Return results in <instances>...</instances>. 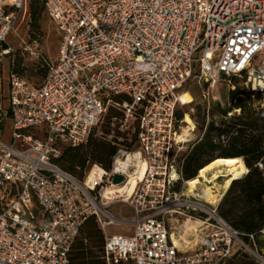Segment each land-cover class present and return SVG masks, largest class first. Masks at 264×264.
Returning a JSON list of instances; mask_svg holds the SVG:
<instances>
[{
	"label": "built area",
	"instance_id": "2783aa9c",
	"mask_svg": "<svg viewBox=\"0 0 264 264\" xmlns=\"http://www.w3.org/2000/svg\"><path fill=\"white\" fill-rule=\"evenodd\" d=\"M43 1L61 44L39 86L9 72L13 133L9 143L0 139V264H70L91 216L105 234L106 264H227L244 254L264 264V226L256 234L233 227L219 212L227 190L216 203L188 194L182 170L210 122L216 145L254 132L264 150V124L248 123L264 114V0ZM26 3L0 0V45ZM24 50L39 57L31 43ZM195 77L201 120L211 93L226 120H204L199 134L190 113L177 117L182 88ZM109 106L122 111L112 118L119 134L107 135L117 145L111 166L93 164L80 179L60 166L63 148L87 143ZM257 166L264 169V158ZM118 174L125 179L115 184ZM120 202L131 219L113 212ZM129 225L130 234L108 232Z\"/></svg>",
	"mask_w": 264,
	"mask_h": 264
},
{
	"label": "trees",
	"instance_id": "16d2710c",
	"mask_svg": "<svg viewBox=\"0 0 264 264\" xmlns=\"http://www.w3.org/2000/svg\"><path fill=\"white\" fill-rule=\"evenodd\" d=\"M29 10L31 30H39L43 13L46 12L44 1L30 0ZM8 47L9 46L6 43L0 45V55H2L3 50ZM3 55L11 57L10 70L13 69L17 74L25 77L24 73L27 69L21 56L16 54L11 55V52ZM38 58L40 59V57ZM40 61L42 60L40 59ZM46 64L48 65L49 70V62L46 61ZM47 73L48 71L44 72V78L36 85L30 84L28 79L25 78L27 79L29 86L37 87L44 81ZM196 88L200 89L201 86L197 84ZM182 92L195 93L194 88L189 87V82L183 86ZM114 98L116 100L118 99V97ZM200 109L201 107H199L198 110ZM121 113L122 111L119 109L109 106L107 112L102 118V120L106 118V121L103 124V135H96L94 130L87 143L79 147L65 146L59 160L60 166L80 179L83 178L86 170L93 164H99L104 168L109 169L117 145L106 136L114 129L115 135L117 136L119 134V131L112 126V118ZM184 114L185 111L182 109L179 108L177 110V117L179 119L183 118ZM10 117L8 100L5 109H2L0 106V133L4 131L6 121ZM190 120V117L186 118L187 122ZM259 121H261V123H259ZM188 123L192 124V122ZM248 123L251 128H255L260 124L263 125L264 114L257 116L251 114ZM215 129V123L210 122L204 138L201 141L196 142L194 146L186 152L182 169L183 179L192 180L196 178L199 171L216 158L242 157L249 171L243 177L232 181L220 202L219 212L233 227L247 234H256L264 226V169H260L257 166V162L264 158V150L261 148V138L254 134V132H251L250 135L244 138L235 139L232 142L230 149L218 150V145L213 141ZM225 130V128H218L219 132ZM127 139L128 136L125 135V141H127ZM104 246V231L96 217L91 216L84 223L78 237L76 238L70 253V264H106ZM227 264L258 263L247 255H240L229 259Z\"/></svg>",
	"mask_w": 264,
	"mask_h": 264
},
{
	"label": "rangeland",
	"instance_id": "374dc122",
	"mask_svg": "<svg viewBox=\"0 0 264 264\" xmlns=\"http://www.w3.org/2000/svg\"><path fill=\"white\" fill-rule=\"evenodd\" d=\"M29 1L30 0H27L26 3V14L19 19L15 29L10 33L5 43L9 47H11L12 49L11 55L16 54L22 57L23 62L25 63L27 69L24 75L28 79L30 84L36 85L39 84L44 78V72L48 71V65L46 64V61H48L49 63H53L58 58L59 48L61 44V34L56 24L52 21V19L49 17V15L46 12L43 13V17L40 22V29L34 31L31 30ZM30 43L33 44L34 50L37 51L42 61H40L39 58L34 57L33 55H31L30 53L24 50V47ZM10 58L11 57L3 54L0 55V106L2 107V109H5L8 104V86L10 81V74H9ZM237 80L239 79L235 77L232 78L233 82H236ZM197 84H199L197 77L189 81V87L194 88L195 93L192 94L189 92L192 96V102L186 105H181L180 109L185 111V113H190L192 120L197 119L195 133L199 134V132H201L204 120L217 121L220 124L226 120L220 116L221 110L219 109V107H217L215 100L212 98L214 95L213 93H211V99H210L211 110L209 117L207 118L205 115L204 120H201V109L200 110L198 109L199 107H202L205 104H203L204 102L201 100V90H200L201 88L200 89L196 88ZM222 84H224V80L222 77H220L219 79L220 88ZM253 114L257 116L255 113ZM261 114L262 113H260L259 115ZM188 117L189 116L187 115L186 118ZM192 120L188 122H192ZM105 121L106 118H104L102 122L95 128L96 135H103V129H104L103 124L105 123ZM259 123H261V121H259ZM12 133H13L12 119L8 118L6 121V126L4 131L0 133V139L5 143H9L12 137ZM106 137L108 138V136ZM230 148L231 145L228 144L225 145L220 144L218 146V150H223V149L227 150ZM201 182L204 185L215 187L214 189L217 191L219 189L218 187H216V184L221 186L224 183V179L222 178L220 180L212 181L211 183H205L201 179ZM197 191L200 194H202L203 193L202 186H199V189ZM112 209L115 215L121 220L131 219L133 216L132 208L124 202H120L113 205ZM132 230L133 227L131 225L112 226L108 229V232L130 234ZM261 243L262 245H264L263 238H261Z\"/></svg>",
	"mask_w": 264,
	"mask_h": 264
},
{
	"label": "bare ground",
	"instance_id": "6f19581e",
	"mask_svg": "<svg viewBox=\"0 0 264 264\" xmlns=\"http://www.w3.org/2000/svg\"><path fill=\"white\" fill-rule=\"evenodd\" d=\"M192 102V96L189 92H185L182 96V103L184 105ZM247 166L245 165L241 157H220L214 159L211 163L203 167L196 178L190 180V188L186 191L188 194L197 193L199 186H202L203 193L200 196L211 203H216L223 192L226 191L232 181L237 179L240 175L246 173ZM210 174V176H209ZM202 177H205L209 181H216L224 179V183L220 186L216 184V187L220 190H215L213 186L204 185L201 182ZM118 191L110 190L107 194H116Z\"/></svg>",
	"mask_w": 264,
	"mask_h": 264
},
{
	"label": "water",
	"instance_id": "95a60500",
	"mask_svg": "<svg viewBox=\"0 0 264 264\" xmlns=\"http://www.w3.org/2000/svg\"><path fill=\"white\" fill-rule=\"evenodd\" d=\"M124 179H125V177L123 175L118 174L114 178V183L115 184H120V183H122L124 181ZM263 253H264V251H263Z\"/></svg>",
	"mask_w": 264,
	"mask_h": 264
}]
</instances>
